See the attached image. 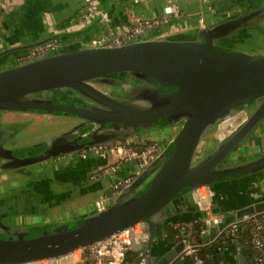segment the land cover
I'll list each match as a JSON object with an SVG mask.
<instances>
[{"label":"water","instance_id":"95a60500","mask_svg":"<svg viewBox=\"0 0 264 264\" xmlns=\"http://www.w3.org/2000/svg\"><path fill=\"white\" fill-rule=\"evenodd\" d=\"M113 13L105 7L88 23L81 22V15L76 24L83 26L79 30L5 47L0 51V64L10 56L48 41L61 39L63 42V39L85 34L98 22L105 23V26H96L98 32L116 29ZM103 14L110 20L103 21ZM263 18L264 3H257L218 22L198 27L192 35L153 38L147 35L114 47L92 45L91 40L85 46L65 44L54 53L0 69V112L74 114L84 119L85 124L99 125L88 134L87 145L131 137L141 130L180 125L167 151L103 210L51 224L20 227L4 222L7 208L0 204V264H27L64 257L137 223L146 224L149 238L145 243L133 241L128 253L143 250L135 264H139L143 255L154 264L155 237L163 225L173 220L176 205L187 195L192 194L194 198V192L203 186L216 194L222 184L237 182L246 186L247 182L253 185L256 180L264 179V152L235 165L224 163L264 119V52L249 53L238 49L235 43H227L245 30L258 27ZM97 85L124 92L121 97L112 96ZM62 89L81 95L92 102V106L78 108L43 96L46 92ZM254 103L255 107L232 133L221 139L217 137L208 153L197 156L204 138L220 120ZM106 122L123 126L116 124L108 128ZM82 124L48 138L42 143L45 150L32 159L16 158L19 162L14 168L80 150L83 145L78 144L75 134ZM215 197L212 208L216 207ZM236 205L239 208H225L224 219L219 225L210 221V230L202 234L204 242L211 241L218 229L233 220L264 212V199L244 206L236 201ZM196 209L204 212L197 203ZM182 248L180 243L157 264H167ZM241 260L245 264L244 256Z\"/></svg>","mask_w":264,"mask_h":264},{"label":"crops","instance_id":"0c3cea01","mask_svg":"<svg viewBox=\"0 0 264 264\" xmlns=\"http://www.w3.org/2000/svg\"><path fill=\"white\" fill-rule=\"evenodd\" d=\"M97 1H99L96 3L97 10L106 7L110 14L111 11H114L112 17L114 24L117 25L115 27L116 32H119L125 26L133 25L138 19L157 17L166 5H178L181 9V14L178 16H171L167 23L157 27L150 34L151 36H166L174 34L192 35L195 30L200 27L199 18L203 14V11H205L204 14L207 24H210L211 21H208L209 17L207 18V16L211 13H213L214 16L221 17L222 14L224 16L227 10L230 11L233 7L237 6L240 1L242 2L238 5L240 6L238 11L248 8L251 5L262 3L264 0H211L213 9L209 11L204 9V5L200 0H96V2ZM2 2L4 6L2 7L0 19V51L5 47L17 45L24 40L31 42L32 39L47 38L52 35L79 30L83 27L82 25L76 24L81 15L84 14L86 6L85 0H2ZM98 25L101 26V23H96L95 27ZM95 27L93 26L91 29L95 33L94 38L97 37L99 33L97 27ZM70 39H63L65 40L63 43H67L66 45L72 44ZM226 134L228 135L230 133H217L216 137L221 139L224 138ZM259 135L260 136L256 137L257 141L252 140L251 143L249 142L246 144L247 147L251 146V149L248 147V152L260 153L264 151V135L263 133ZM103 159H105L106 164L108 159ZM66 166L68 165L59 167L64 169V173L61 174L62 177H66V174H70L69 172H72V175L77 172L76 170H67ZM101 166L102 164L100 166H94L89 171L94 172ZM119 174L127 175L125 165L121 168ZM66 178H68V176ZM102 179L103 178L95 183L93 190H106V188H102ZM239 191L240 194L242 193V195L247 196L245 199H241L242 197L236 194L241 200L242 205L251 204L259 199L262 200L264 199V179L255 182L249 189ZM225 195L228 197V193H225ZM223 196L224 195L221 196L222 200ZM176 206L177 212L174 213L173 220L163 225L160 228V233L155 237L152 245L154 264H157L166 253L175 249L182 243L178 238V234L176 235V223H188L196 219H201L205 214L196 209V203L192 194L187 195L185 199ZM234 207L237 206L234 205ZM213 212L217 213L214 208ZM169 225H171V229L168 228ZM209 230L210 228L207 227L203 232ZM181 250L176 254L174 259L167 264H183L178 261ZM142 251L139 253L131 252L126 264H135L136 257L139 256ZM225 255L227 256V260H225L224 264H242L241 257L244 255L237 252L232 246L225 250ZM244 263L246 264V261ZM139 264L141 263L139 262ZM147 264L150 263L147 261Z\"/></svg>","mask_w":264,"mask_h":264},{"label":"built area","instance_id":"2783aa9c","mask_svg":"<svg viewBox=\"0 0 264 264\" xmlns=\"http://www.w3.org/2000/svg\"><path fill=\"white\" fill-rule=\"evenodd\" d=\"M204 5L206 11L212 10L211 0H200ZM86 6L83 18V23L91 21L99 12L96 8V0H85ZM4 6L0 0V19L1 11ZM214 11V10H213ZM205 11L199 18V26L207 25L205 18ZM181 14V9L178 5H166L163 11L154 18L138 19L133 25L123 27L119 32L114 28L100 30L98 36L91 39L92 45H99L103 47L121 46L141 37L150 35L157 27L167 23L171 16H178ZM103 21H109L107 14H103ZM65 44L61 40L48 41L42 45L32 48L28 51L22 52L16 56L17 63L24 62L45 54L54 53L62 49ZM226 137V136H225ZM163 141H159L152 136H142L136 138H127L116 142L102 143L91 146L79 152V158L86 159L89 156H98L109 159L113 157L114 161L107 162L98 170L91 174L92 179L105 178L107 176L113 177V182L109 187V191L101 189L102 194L100 198L95 201V210H103L107 207L111 200L119 195L124 188L131 185L135 178L153 163L157 157L163 152ZM73 158V154H69ZM135 163L137 170L135 174L120 175L121 168L130 163ZM208 195L204 200L196 196ZM215 193L206 186L198 188L194 192V199L200 210L204 211L203 218H201L208 228H210V221L214 225H219L224 215L214 213L212 208V201ZM264 212L245 217L243 219H235L229 225L235 231L240 221H251L253 232V243L257 248L264 249V236L261 235V230L264 228ZM198 224V219L185 223V234L181 240L183 248L179 253L178 259L191 258L192 264H205L204 256L201 252V244L195 240L194 232ZM177 235V234H176ZM179 237V235H178ZM149 236L145 223H137L133 227L128 228L118 234L112 235L105 240L92 244L85 248L77 249L71 254L54 259H44L38 262L27 264H126V257L128 250L132 246L133 241L145 243ZM260 261V259H258ZM141 264H147L145 255L140 260Z\"/></svg>","mask_w":264,"mask_h":264},{"label":"flooded vegetation","instance_id":"af4514ba","mask_svg":"<svg viewBox=\"0 0 264 264\" xmlns=\"http://www.w3.org/2000/svg\"><path fill=\"white\" fill-rule=\"evenodd\" d=\"M262 3H264V1ZM247 9H249V7L243 10H247ZM260 31H262V29H260ZM242 35L240 34L239 36L237 35L232 37V42L229 41L227 44L231 45L233 43H237L239 40H243ZM16 56L17 55H13V61L15 62H17ZM128 81L133 85H135L132 79H129ZM97 86L100 89H103L104 91L109 93L110 95L116 97H121L120 96L121 92L122 93L124 92L122 90L121 92H119L120 90L114 87H109L105 85H97ZM43 96L51 98L56 103H65L68 105L74 104L78 108H82L83 106L91 107L93 104L92 102L85 99L81 95H78L77 93L66 89L49 91L44 93ZM255 105L256 104L254 103L247 108L241 109L246 111L247 113L246 117L248 116L250 111H252ZM239 111H237L236 113H238ZM19 112L24 113V115L32 114V113L39 114L38 112H34V111L23 112L19 110H8V111L0 112V178L3 177L4 174H10V173L13 174L15 171L19 172L20 170H23L25 168H31L37 166H39L40 168H38L36 174L34 173L35 174L34 176L28 177L26 179H7V178L0 179V204L3 203V206L7 208V210L4 211L5 216L3 217V220L6 224L13 226H16L13 224V220H15L16 217L22 214L35 215L37 214V212L39 213L41 211L47 210L49 207L54 208L70 199L72 200L88 195L90 193L89 192L90 190L93 191V187H92L93 185L91 184V182H97L101 180V178L92 179L91 178L92 171H88L86 172V174L83 172L82 174L76 175L74 177L70 176L69 178H63L60 173L61 170H63L62 168L48 165V162H50V160L52 161L54 159V161H56L59 157L66 158L67 160L68 157H70L69 154L71 153L63 156L54 157L53 159L41 163H35L26 167L14 168L16 163L19 162L17 159L26 158V157L27 158L31 157L29 159H32L33 156L43 152L45 150V144L42 143L45 142L48 138H51L81 123L83 124L80 130L75 134L76 136L75 138H78V144L80 145L82 144L83 147L76 152H72V154L79 153L84 149H88L91 146L96 145V144L87 145V143L90 141L88 134H91L90 132L93 129L99 127V125L96 126L93 123L85 124L84 119L79 118L74 114H70V113L66 114L61 111L60 112L56 111L49 115L69 117L74 119L75 122L72 123L62 132H56V134L38 133L34 135L32 138L28 139L25 138V135L26 132L27 133L32 132L31 130L33 129L31 127L32 123L29 120L20 119L19 116H17ZM246 117L240 123H242L246 119ZM221 121L224 120H220L219 122ZM219 122L217 123V125L219 124ZM240 123L237 126H235V128L228 130L226 133H232L234 129H236L240 125ZM116 124L117 126L120 127L123 126L121 123H113V122H106L105 125L108 128H113ZM144 126H149V124H145ZM260 126L262 125L259 124L256 128H259ZM179 129H180V125H169L158 129L141 130L131 137L118 138L110 142H116L127 138H136V137L139 138L142 136H149V137L150 136L158 137V135L166 136L168 138H164L163 140V143L165 145L163 147V152H166L169 145L171 144L172 138L178 132ZM253 131L251 133H253ZM22 138L25 139L22 140ZM248 138L246 139L244 147H246V144H248L253 139V138L250 139L249 136ZM110 142H105V143H110ZM212 142L213 141H211L207 146L209 151L211 150L210 148ZM209 151L203 154H206ZM258 154L259 153L255 154L254 157L260 155ZM243 161H239L235 163L232 162L230 164H226L225 162L224 163L226 165H235ZM77 162L78 160L76 162L69 163L68 165L75 166ZM45 170L47 171V173H51V174L48 176ZM88 184L89 186H87ZM247 185L249 187L253 186L251 182H248ZM100 190L101 189L94 191L101 192ZM229 192L232 195H234L235 192L234 188L231 189Z\"/></svg>","mask_w":264,"mask_h":264},{"label":"rangeland","instance_id":"374dc122","mask_svg":"<svg viewBox=\"0 0 264 264\" xmlns=\"http://www.w3.org/2000/svg\"><path fill=\"white\" fill-rule=\"evenodd\" d=\"M98 2L99 1H97L96 3ZM241 2L242 1H240L238 5L241 4ZM238 5L233 7V9H231L230 11L227 10L224 13V16L222 14L221 17L216 16V15L214 16L213 13L209 14L207 16V18L209 17L208 21H211V23H215V22L220 21L221 19H224L236 13L240 8V6ZM101 25L105 26V23L102 22ZM260 29H262L263 32H260ZM94 36H95V33L93 32V30H90L85 34L72 37L70 39V42L72 44L79 43L82 46H85L89 44V41L92 38H94ZM242 36H243L242 37L243 40H239L237 43H235V46L238 49L249 52V53L264 52V19L260 22V25L258 27H251L245 30ZM153 37H154L153 35L148 36V38H153ZM8 58L2 64H0V69L17 64V62L13 61V56H10ZM246 114L247 113L245 110H241L238 113L234 114L232 117L219 122V124L212 131H210L209 134L204 138L197 152V156L202 155L203 153L209 151L207 146L209 145L211 141H214L215 139H217L216 137L217 133L219 132L226 133L228 130L235 128V126H237L246 117ZM17 116H19L20 119L29 120L32 123L31 124V127L33 128L31 129L32 132L30 133L26 132V135H25V138H28V139L32 138L34 135L38 133L56 134V132H62L67 127H69L72 123L75 122L74 119L69 118V117L50 116L49 114L42 113V112H39V114L32 113V114H27V115H24V113L19 112ZM259 124L262 126H260L259 128H255L253 133L249 135L250 139L253 138L252 140H256L257 139L256 137L260 136L259 135L260 133H263L264 135V119ZM25 138H22V140H24ZM154 138L161 142L164 140V138H168V137L158 135V137L155 136ZM245 142L246 140L243 141L241 145L234 151V153L225 160L226 164H230L232 162L235 163V162L243 161L246 159H252L254 155L257 154L256 152H248V150L251 149V146H248L249 149L247 145L246 147H244ZM78 158H79V153H74L73 159L68 157V159L66 160V158L59 157L56 161H54V159L52 161L50 160V162H48V165L49 166L52 165L55 167L56 166L62 167V166L68 165L69 163L76 162ZM112 161H114V158L109 157L108 162H112ZM38 168L40 167L37 166V167L25 168L23 170H20L19 172L15 171L13 174L11 173L4 174V176L1 177L0 179H3V178L26 179L28 177L34 176ZM125 169H126L127 174H135L137 170V166H135V163L130 162L127 165H125ZM46 174L49 176L51 173H47L46 171ZM112 182H113V177L107 176L102 179V185H103L102 187L106 188V190L109 191V187ZM89 192L90 193L86 196L79 197V198L72 199V200L70 199L54 208L49 207L47 210L41 211L39 213L37 212V214L35 215L34 214L33 215L22 214L16 217L15 220H13V224L16 226H20V227H26V226L29 227L33 225L51 224V223H55L57 221L64 220V219L79 218L82 215H84L86 212L90 213L94 211L95 201L96 199L100 198L102 195L100 192H97V191L90 190ZM168 228L171 229V225H169Z\"/></svg>","mask_w":264,"mask_h":264},{"label":"trees","instance_id":"16d2710c","mask_svg":"<svg viewBox=\"0 0 264 264\" xmlns=\"http://www.w3.org/2000/svg\"><path fill=\"white\" fill-rule=\"evenodd\" d=\"M260 32H263V30ZM101 164L102 165L105 164V159L98 156H89L86 159L80 158L78 159V162L75 164V166L74 165L66 166L67 170H73V171L76 170L77 172L73 173V175L71 174L72 172H69L70 174H66V175L69 178L70 176L74 177L76 175L82 174L83 172L86 174V172H88L92 167L100 166ZM63 170H61L60 172L61 174L64 173ZM260 180L261 179H259V181ZM256 181L258 182V180ZM94 186L95 185H93L92 187ZM248 187L249 186L247 184L245 186L244 184L237 182L222 184L221 186H219L217 190L218 192L215 194L216 207H214V210L217 213L225 215L224 214L226 212L225 208L228 207L232 208L234 207V205L237 206L236 201L237 202L241 201L236 196V194L240 195L242 197L241 199H245V197H247L246 195H242V193L240 194L239 190L244 191L246 189H249ZM233 188L235 191L234 195H232L229 192ZM225 193H228V197H226ZM222 195H224L223 200L221 199ZM229 201L230 202L232 201V203H230ZM241 206L244 205L241 204ZM234 208L236 209L239 207L237 206ZM229 224L230 223H228L223 228L218 229L215 237L211 241L204 242L202 239V232L206 230L207 225L202 219H198V224L195 228L194 236L196 242L202 245L201 252L204 256L205 264H224L225 260H227V256L225 255V250H227L231 246L233 247V249H236L237 252H240L244 255V257L246 258V264H264V249L257 248L253 243V232H252L251 221L238 222V227L235 231L233 230V227L230 226ZM175 226L177 227L176 234L179 235L178 237L179 240H182L185 234V229H184L185 223L179 222L176 223ZM261 235L264 236V228L261 230ZM130 254L131 253L127 254L126 261L129 259ZM258 259H260V261H258ZM178 261H180L183 264H192L191 258L178 259Z\"/></svg>","mask_w":264,"mask_h":264},{"label":"bare ground","instance_id":"6f19581e","mask_svg":"<svg viewBox=\"0 0 264 264\" xmlns=\"http://www.w3.org/2000/svg\"><path fill=\"white\" fill-rule=\"evenodd\" d=\"M223 127V126H222ZM233 131V130H232ZM227 135V134H226ZM208 195H210L209 193H208ZM208 195H199L198 194V192H196V196L198 197V198H200V199H202V200H204Z\"/></svg>","mask_w":264,"mask_h":264}]
</instances>
